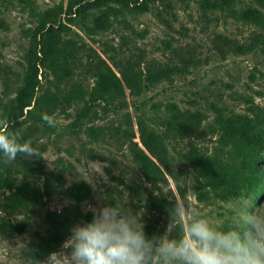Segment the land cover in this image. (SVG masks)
Segmentation results:
<instances>
[{
    "label": "rangeland",
    "instance_id": "rangeland-1",
    "mask_svg": "<svg viewBox=\"0 0 264 264\" xmlns=\"http://www.w3.org/2000/svg\"><path fill=\"white\" fill-rule=\"evenodd\" d=\"M68 1L76 4L57 15L56 25L60 37L72 39L77 49L72 74L59 80L38 70L36 95L47 91L53 99L40 104L43 123L27 117L23 126L40 155L8 163L0 153V264H63L65 258L55 254H67L64 244L72 226L56 250L40 260L32 262L30 251L50 235L52 222L73 201L59 191V182L72 193H90L85 211L89 205L124 203L142 214L149 237L175 227L167 209L181 200L215 227L230 226L237 202H251L264 212V142L252 139L251 150L242 149V142L226 133L243 117L264 133V6L258 0H0L3 99L15 93L37 62V12L59 3L65 9ZM107 5L118 12L106 11ZM243 11L255 18H243ZM96 53L111 65L112 59L138 60L144 74L160 66L170 72L152 82L142 75L138 88H125L126 104L114 99L106 105L89 99L94 78L84 64ZM4 77L12 81L9 88ZM75 84L83 90L81 98L74 96ZM187 110L199 115L198 126L183 127ZM139 119L165 147L167 182H148L134 159L125 130H134L139 141ZM190 145L224 175L237 173L239 179L223 193L212 188L185 157ZM250 163L259 167L258 176L245 169ZM5 221L10 226H3Z\"/></svg>",
    "mask_w": 264,
    "mask_h": 264
},
{
    "label": "trees",
    "instance_id": "trees-1",
    "mask_svg": "<svg viewBox=\"0 0 264 264\" xmlns=\"http://www.w3.org/2000/svg\"><path fill=\"white\" fill-rule=\"evenodd\" d=\"M124 1L127 2L128 0ZM142 1L144 4H148L154 0ZM103 2H106V0H103ZM258 2L264 6V0H258ZM75 4L72 1H68L65 9H63V4L59 3L37 12L38 29H36L34 35L36 37V34H38L39 37L36 44L38 46L37 62L35 65H31V71L23 77L22 81L15 85V93L13 95L8 96L6 99L0 96V131L7 130L15 133L20 139L27 140L23 134L26 118L28 117L36 123H43L40 104L44 102L43 99L50 98L49 100L52 101L53 96L49 97L47 91L42 96L36 95V90L39 86L38 70L40 68L51 72L59 80H63L72 74L71 64L75 62L77 49L72 39L63 40L60 37L59 29L56 25V17L63 10L70 11ZM105 9L113 13H117L119 10L117 7L110 5H107ZM240 14L245 19L255 18V14L249 11H243ZM227 40L228 44L237 48L244 47L243 44L237 41ZM112 65L99 53L90 56L84 64L85 70L90 72L94 78V83L89 91V99L91 101L103 100L108 105L114 99H119L121 104H126V101L122 98L125 94V88H138L142 75L147 77L146 80L148 82H152L159 80L160 77L166 76L170 72L168 66H160L156 68L148 67L146 70L148 72L144 74L145 71L141 66V62L133 58L112 59ZM3 80L4 87L9 88L12 81L8 77H4ZM73 93L76 97H82L80 93H83V90L79 84L73 86ZM82 115L83 112L78 113L76 116L78 122ZM181 119L184 123V128L200 124L199 115L190 110H187V114L182 115ZM251 122V118L243 117L235 125L226 128V133L229 132V135L234 139L242 142V149L251 150L252 139H258L257 143L259 144L264 142V133L262 135L259 130L256 131L255 125ZM5 125L7 126L6 128ZM166 131L170 135L169 130L166 129ZM125 132L127 133L126 138L133 151L134 159L142 168V173L146 180L153 185H157L161 181L167 182L166 173L169 170L165 161V147L158 140L154 131L148 127L145 120H138L139 141L134 140V137H136L134 130H125ZM185 157L209 185L221 193H223V190L231 188L232 181L239 179L236 176L237 173L224 175L220 168H215L209 162L205 153L196 145H190ZM245 169L257 176L261 173L259 167L254 163H250ZM7 176L10 177V174L8 173ZM8 177H6L7 180L9 179ZM241 179L244 183L248 182L247 177L242 176ZM57 188L69 196L68 199H73V201L69 200L70 202L67 203L65 211L58 214V218L52 222L50 235L31 245L32 262L38 261L46 254L56 250L71 226L90 221L92 218V213L83 209V201L90 196V193H72L64 187L62 182L57 184ZM2 225L10 226L7 221L2 223Z\"/></svg>",
    "mask_w": 264,
    "mask_h": 264
},
{
    "label": "clouds",
    "instance_id": "clouds-1",
    "mask_svg": "<svg viewBox=\"0 0 264 264\" xmlns=\"http://www.w3.org/2000/svg\"><path fill=\"white\" fill-rule=\"evenodd\" d=\"M43 119L55 126L47 115ZM0 153L8 163L40 155L31 140L21 142L7 130L0 131ZM259 209L237 202L230 226L222 228L181 200L167 209L175 227L149 237L142 214L124 203L89 205L91 220L73 225L64 244L67 254L55 255L65 258L63 264H264V212Z\"/></svg>",
    "mask_w": 264,
    "mask_h": 264
}]
</instances>
